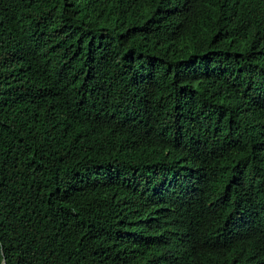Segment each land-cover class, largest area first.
Returning <instances> with one entry per match:
<instances>
[{"label": "trees", "instance_id": "trees-1", "mask_svg": "<svg viewBox=\"0 0 264 264\" xmlns=\"http://www.w3.org/2000/svg\"><path fill=\"white\" fill-rule=\"evenodd\" d=\"M0 264H264V0H0Z\"/></svg>", "mask_w": 264, "mask_h": 264}]
</instances>
